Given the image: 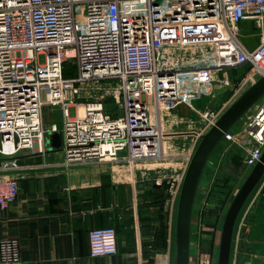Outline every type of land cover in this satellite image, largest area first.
Masks as SVG:
<instances>
[{
    "label": "built area",
    "instance_id": "obj_1",
    "mask_svg": "<svg viewBox=\"0 0 264 264\" xmlns=\"http://www.w3.org/2000/svg\"><path fill=\"white\" fill-rule=\"evenodd\" d=\"M243 20L260 31L252 47L239 35ZM188 49L202 63L178 67ZM69 57L76 75L64 77ZM242 65L250 66L249 78L264 75V0H0V167H18L14 156L22 149L45 151L54 131L65 163L159 158V105L192 107L195 95L215 80L227 83V70ZM108 78L118 80L120 113L106 111L100 94L79 116V85ZM45 105L59 106L60 127H44ZM199 114L207 119L208 112ZM243 130V164L252 167L264 149V97ZM17 193V180L1 176L0 208ZM19 244L0 238V264L19 261ZM88 246L91 257L115 253L114 228H91Z\"/></svg>",
    "mask_w": 264,
    "mask_h": 264
},
{
    "label": "crops",
    "instance_id": "obj_2",
    "mask_svg": "<svg viewBox=\"0 0 264 264\" xmlns=\"http://www.w3.org/2000/svg\"><path fill=\"white\" fill-rule=\"evenodd\" d=\"M253 31L259 30L250 21L240 22L239 35L249 47ZM241 68L231 74L239 77L237 70ZM246 75L242 83L249 78V73ZM231 85L234 89H227L234 95L238 86L231 82L226 87ZM214 96L208 90L195 95L192 107L179 103L168 110L159 105L158 122L164 133L159 158L133 163H65L61 146L49 148L45 142L43 152L19 151L14 156L18 167H0V177H13L18 182L17 198L7 208H0V238L14 237L20 243L16 264H176L178 193L174 188L179 191L190 158L205 133L195 124L196 112L219 104L216 113L221 114L233 101V96ZM259 99L227 128L233 139L222 135L201 167L190 209L188 264H216L226 210L250 170L244 164L236 167L231 156L237 153L243 162L244 125ZM104 226L115 230L116 252L91 257L88 231ZM228 264H264L262 177L236 216Z\"/></svg>",
    "mask_w": 264,
    "mask_h": 264
},
{
    "label": "water",
    "instance_id": "obj_3",
    "mask_svg": "<svg viewBox=\"0 0 264 264\" xmlns=\"http://www.w3.org/2000/svg\"><path fill=\"white\" fill-rule=\"evenodd\" d=\"M218 76L219 78L222 76L220 71L218 72ZM227 88L233 90L234 86L231 85ZM263 95L264 75L255 79L242 91L217 117L209 129L200 136V140L185 171L178 195L176 211V264H188V233L191 203L199 172L209 151L231 123ZM49 146V148L56 149L60 147L58 131H54L49 135ZM231 162L236 167H240L243 164L241 156L237 153L231 156ZM263 172L264 149L259 160L250 168L226 210L221 227L216 264H228L232 230L236 216L246 196L255 186Z\"/></svg>",
    "mask_w": 264,
    "mask_h": 264
},
{
    "label": "rangeland",
    "instance_id": "obj_4",
    "mask_svg": "<svg viewBox=\"0 0 264 264\" xmlns=\"http://www.w3.org/2000/svg\"><path fill=\"white\" fill-rule=\"evenodd\" d=\"M245 25H247V22H244ZM240 33H241V29H240ZM243 34L245 36V34H247L246 30L243 31ZM241 35V34H240ZM242 37V36H240ZM258 37V38H257ZM260 37V31H253L252 32V36L250 39V45L254 46L255 44H257L258 40ZM242 39V38H241ZM244 40V39H243ZM186 56L181 59V57L183 56V54L181 53L179 56H177V60L175 61L176 65H178V67H191L194 65H198L201 64V61L196 60L198 57V51H196L195 49H188L186 50ZM193 55V58L190 56ZM170 59H172V56L170 54ZM237 67L235 68H231L229 70H227V83L223 82V81H213L212 83H210L207 88L204 90V92L200 93L204 94L207 90L208 93H210L211 96H214L215 92V96L217 95H225L226 99H228L229 97L233 96V100L238 96V94L241 92V90L243 88H245L246 85L251 84L252 81H254L255 79L259 78L260 76L257 77H252V78H248L244 83L243 80L246 75V73H251V69L250 66L248 65H242V68L237 70L240 71V75L238 76H233L231 73H233L234 71H236ZM242 71V72H241ZM235 73V72H234ZM62 74L64 77H73L76 75V64L74 62V58L73 57H69L64 61L63 64V68H62ZM66 74V75H65ZM247 76V75H246ZM219 78V77H218ZM236 84V86H238V90L236 91V94L233 95V91L230 92L228 91L226 85L228 84ZM214 84H217V87L215 88ZM75 86H78L77 84ZM81 88L83 87V97L76 99L75 102L79 103V104H83L86 101H90L92 98L99 96L100 94H103L101 98L104 99L103 102V107L106 111H111L112 113H120V103L116 102V98L114 96L115 93H117L119 91V83L117 79L114 78H108L105 80H101V82L97 83V82H86V83H82L79 85ZM100 87H102L101 91H99ZM89 88H91L89 90ZM214 96V97H215ZM264 97V95L259 99V102L261 101V99ZM209 98L206 97V101ZM225 99V100H226ZM209 109H211L210 111H208ZM216 110H219V104L217 105H210L209 108L207 109V111H203L201 110V113H206L208 112L206 118L208 120H213L215 121L217 119V117L220 115L218 112L216 113ZM197 116L195 117L196 123L198 125V127L200 126V130L204 132H206V130L210 127L211 124L208 123L207 119H203L199 112H196ZM62 113L61 110L59 109V106H50V105H45L42 107L41 110V120L43 122L44 127H49L50 124L52 123H56L57 127H60L61 123H62ZM50 135V134H49ZM46 144H49V137L46 139ZM49 150V148H48ZM251 168V167H250ZM249 171V170H248ZM240 179H238L236 181V184H239ZM181 187V186H180ZM180 190V188H179ZM170 194V193H169ZM179 195V192H178ZM168 199L170 201H172L169 197ZM232 199V198H231ZM174 202H176V200H174ZM173 203V201H172Z\"/></svg>",
    "mask_w": 264,
    "mask_h": 264
},
{
    "label": "bare ground",
    "instance_id": "obj_5",
    "mask_svg": "<svg viewBox=\"0 0 264 264\" xmlns=\"http://www.w3.org/2000/svg\"><path fill=\"white\" fill-rule=\"evenodd\" d=\"M256 77V76H255ZM253 82V81H252ZM77 112H78V115L79 116H82L83 115V113H84V105L83 104H78L77 105ZM8 148V145L7 144H5V149H7Z\"/></svg>",
    "mask_w": 264,
    "mask_h": 264
},
{
    "label": "trees",
    "instance_id": "obj_6",
    "mask_svg": "<svg viewBox=\"0 0 264 264\" xmlns=\"http://www.w3.org/2000/svg\"><path fill=\"white\" fill-rule=\"evenodd\" d=\"M66 75V74H65Z\"/></svg>",
    "mask_w": 264,
    "mask_h": 264
}]
</instances>
